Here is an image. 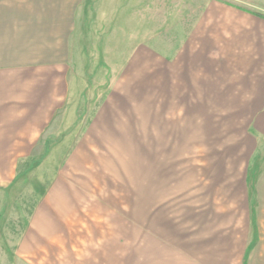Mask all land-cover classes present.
Instances as JSON below:
<instances>
[{
  "label": "rangeland",
  "instance_id": "374dc122",
  "mask_svg": "<svg viewBox=\"0 0 264 264\" xmlns=\"http://www.w3.org/2000/svg\"><path fill=\"white\" fill-rule=\"evenodd\" d=\"M210 1L84 0L71 39L70 98L39 157L21 161L15 182L0 191V264H161V210L170 221L183 218L190 187L211 183L205 170L213 159L224 156L230 172L247 167L253 190L264 169V130L254 126L260 112H199L198 143H161V56L178 54L193 24H211L204 15ZM216 1L264 18L262 0ZM243 50L245 74L233 68L228 75L246 76L250 89L254 52ZM226 51L215 46L208 56L216 62ZM134 57L160 62L137 64ZM141 73L153 89L148 103L135 95L133 83L142 81L132 75ZM127 93L121 123L130 126L128 135L116 143L90 140L100 109ZM230 177L234 184L236 174ZM18 248H25L20 258Z\"/></svg>",
  "mask_w": 264,
  "mask_h": 264
},
{
  "label": "crops",
  "instance_id": "0c3cea01",
  "mask_svg": "<svg viewBox=\"0 0 264 264\" xmlns=\"http://www.w3.org/2000/svg\"><path fill=\"white\" fill-rule=\"evenodd\" d=\"M83 2L0 0V191L15 182L21 161L39 157L43 136L70 98L71 39ZM205 9L211 24H193L178 54L161 56V62L159 57L133 58L137 64L160 62L161 143L180 148L198 143L199 112H260L254 126L264 130V87H256V81H262L258 88L264 85V19L255 16L262 14L216 0ZM215 46L227 49L216 62L208 56ZM247 47L254 52L250 89L246 76L228 75L233 68L245 74L240 50ZM231 50L237 56H230ZM214 71L220 74L215 79ZM136 74L132 77L142 82L133 83L135 95L148 103L153 96L149 79L146 73ZM121 94L100 109L87 132L90 140L116 143L120 139L115 138L128 135L130 126L121 120L126 119L130 93ZM205 135L208 140L211 132ZM223 157L205 170L211 180L207 187H190L183 218L170 221L161 210V264H264V169L251 191L248 168L230 172ZM24 249L15 255L20 258Z\"/></svg>",
  "mask_w": 264,
  "mask_h": 264
},
{
  "label": "trees",
  "instance_id": "16d2710c",
  "mask_svg": "<svg viewBox=\"0 0 264 264\" xmlns=\"http://www.w3.org/2000/svg\"><path fill=\"white\" fill-rule=\"evenodd\" d=\"M255 16H257V17H259V18H263L261 15H256V14H255ZM263 19H264V18H263Z\"/></svg>",
  "mask_w": 264,
  "mask_h": 264
}]
</instances>
